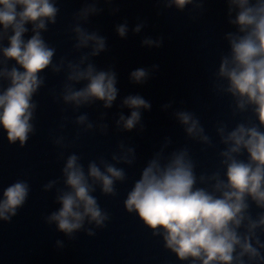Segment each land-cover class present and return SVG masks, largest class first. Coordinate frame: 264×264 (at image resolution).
Segmentation results:
<instances>
[{"label": "clouds", "instance_id": "9594fccd", "mask_svg": "<svg viewBox=\"0 0 264 264\" xmlns=\"http://www.w3.org/2000/svg\"><path fill=\"white\" fill-rule=\"evenodd\" d=\"M207 2L156 0L162 10L175 8L182 12L191 5L201 15ZM222 2L231 30L223 34L227 51L220 55L210 80L217 97H230L231 121L215 122V142L196 113L173 108L175 101L161 106V111L171 110L187 140L201 145L202 152H216L217 163L211 171L198 172L191 148L187 144L173 148L172 138L166 136L146 160L123 204L153 236L163 240L164 248L182 264H264V0ZM58 3L59 0H0V131L6 133L10 145L18 142L20 147L36 134L34 121L39 105L34 97L46 86V71L63 75L60 90H50L54 102L65 106L62 112L69 107L73 113L97 104L102 107L104 111L95 121L87 112L74 119L62 116L58 128L49 134L63 166L59 178L43 185L45 192L55 190L54 203L58 205L44 221L68 240H74L76 233L94 236L96 229L106 227L110 215L94 193L99 189L101 195L115 197L117 183L128 180L125 168L118 165H134L137 151L120 140L110 159L100 155L85 166L82 155L69 150L84 134L107 135V110L114 105L118 108L112 117L116 132H144V113L151 112L152 103L139 93L121 96L115 65L98 67L95 62L108 51V38L99 28L89 30L85 25L106 10L110 15L119 13V7H112L116 0H83L69 25L72 49L78 55L55 59L57 49L46 41L44 33L57 23ZM146 24L138 17L132 34L139 35ZM114 30L120 39H127L128 20L116 24ZM140 44L158 49L163 37L144 36ZM158 68L154 64L151 68L133 69L128 75L129 83L144 86ZM69 124L76 129L71 139L64 134ZM30 191L25 179L2 188L0 221L11 222L27 202ZM55 244L57 248L64 247L63 240L57 239Z\"/></svg>", "mask_w": 264, "mask_h": 264}, {"label": "water", "instance_id": "95a60500", "mask_svg": "<svg viewBox=\"0 0 264 264\" xmlns=\"http://www.w3.org/2000/svg\"><path fill=\"white\" fill-rule=\"evenodd\" d=\"M57 6L60 8L57 23L49 26L44 37L57 49L55 59L62 55L74 58L78 54L72 49L74 41L69 25L73 14L83 6V0H59ZM112 7H119L120 12L110 15L106 10L100 16L90 18L89 24L85 25L89 30L99 28L108 38V51L95 62L98 67L114 64L120 95L139 93L151 101L152 110L144 113V132L121 133L114 129L112 117L118 111L114 105L107 110L108 134H84L77 146L69 151L82 155L86 166L88 160L100 155L110 159L117 142L123 140L136 148L137 161L130 167L118 165L125 168L128 180L117 183L115 197L103 196L99 189L94 193L110 215L106 227L96 229L94 236L81 231L76 233V239L68 240L63 233L56 231L54 225L46 224L44 217L58 205L54 203L55 190L45 192L43 185L59 178L63 166V161L57 159L58 150L50 140V132L58 128L64 115L74 119L75 115L87 112L95 121L99 112L104 111L97 104L81 108L77 113H73L70 107L67 112H62L65 106L54 102L50 90H60L63 75L46 71V86L34 97L39 105L34 121L36 134L20 147L18 142L10 145L6 133L0 131V190L17 179L27 180L31 187L27 202L11 222L0 221V264H182L138 216L125 210L123 201L134 180L139 178L146 160L158 150L166 136L172 138L173 148L185 144L191 148L198 162V172L211 171L216 165V152L213 149L202 152L201 145L187 140L182 128L172 118L171 110L161 111V106L175 101L173 108L196 113L207 134L218 142L213 125L219 119L231 121L230 97H217L211 90L210 77L218 66L220 55L227 51L223 34L231 29L225 18L226 6L222 0H208L202 15L194 12L191 5L182 12L175 8L162 10L156 0H116ZM193 16L197 19L193 20ZM138 17L147 24L139 35H133L131 28ZM125 19L130 31L127 39L122 40L116 35L114 26ZM144 36H162V47H141ZM154 64L159 68L152 72L147 84L136 86L129 83L130 71L139 67L151 68ZM75 131V127L69 124L64 134L71 139ZM57 239L64 241L63 248L56 247Z\"/></svg>", "mask_w": 264, "mask_h": 264}]
</instances>
